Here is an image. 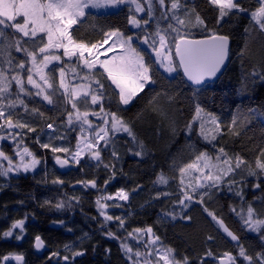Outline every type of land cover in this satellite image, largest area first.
Listing matches in <instances>:
<instances>
[{
    "label": "snow or ice",
    "instance_id": "obj_1",
    "mask_svg": "<svg viewBox=\"0 0 264 264\" xmlns=\"http://www.w3.org/2000/svg\"><path fill=\"white\" fill-rule=\"evenodd\" d=\"M207 3L217 11L215 28H210L198 12H189L183 0H0V141L14 145L11 150L14 156L0 148V161L7 162L6 166L0 163V178L7 182L13 176L35 172L42 164L43 158L25 145L23 131L36 132L35 118L45 115L37 98L65 117L59 126L53 118V122L45 125L51 132L44 133L42 129L34 140L41 149L54 154L55 163L61 169L75 165L83 170L85 165L81 161L85 156L97 162L96 167L103 164L106 169H115V163H104L102 153L108 150L118 161L120 154L115 144L124 136L127 137L124 143L130 145L127 151L142 159L147 154L146 146L138 138L133 122L125 119L123 113L130 110L129 106L142 93L147 95L146 89L158 82L161 70L168 76L182 71L186 80L200 89L218 77L229 59L231 37L216 29H222L231 21L238 22L245 15L250 17L248 24L243 25L247 35L241 55L254 32L264 35V0H255L254 7L244 0H207ZM121 6L127 7L125 27H100V38L95 42L75 35L91 15L89 10ZM193 28L207 35L197 39L192 35ZM249 75L253 83L257 79L264 82V71L254 68ZM167 99L170 103L175 100L171 94ZM221 124L214 114L195 103L191 118L184 124L185 135L194 139L186 144V151L171 156L166 169L162 166L154 173L147 206H153L154 201H170L171 207L161 210L157 216L158 221L167 223L177 219L191 221L189 209L199 204L211 221L235 242L237 254L225 251L219 264H238L240 259L245 264H264V251L257 252L255 257L250 255L240 243V236L205 205V197L217 191L227 188L234 192L240 197V206L232 207L231 211L238 217L242 230L255 233L264 244V214L245 199L244 188L248 181L243 174L257 178L252 191L260 190V194L255 195L254 200H259L264 207V179H261L264 177V159H261L264 150L254 162L240 154H230L217 143L223 134ZM72 132L76 133L74 148L54 143L66 140ZM42 134L46 135V140H41ZM56 153L65 156L62 158ZM51 183L63 185L64 180L57 177ZM108 183L106 180L105 187ZM75 184L99 190L95 179L78 180ZM142 188L137 184L131 192L120 188L115 194L102 193L97 197V211L103 217L101 235L120 242L128 264H192L188 255L177 256L176 250L164 243L152 225L128 230L125 218L108 213V208L123 205H110L106 201L127 203L132 193ZM73 200L77 205L80 203L78 197L68 196L46 200L44 204L63 212L74 207ZM27 218L15 220L7 230L0 231V240H23ZM113 221H118L119 234L107 226ZM54 223L63 225L64 221ZM213 239L207 237L209 241ZM130 240L134 243H129ZM33 246L37 251L45 248L41 236H35ZM64 250L71 256L57 251L51 253L49 259L56 258L55 264L61 261L72 264L76 257L86 253L85 249L71 244H66ZM105 252L109 253L110 249L106 248ZM216 259L209 248L198 264ZM13 261L25 264V257L22 253L0 255V264Z\"/></svg>",
    "mask_w": 264,
    "mask_h": 264
},
{
    "label": "trees",
    "instance_id": "obj_2",
    "mask_svg": "<svg viewBox=\"0 0 264 264\" xmlns=\"http://www.w3.org/2000/svg\"><path fill=\"white\" fill-rule=\"evenodd\" d=\"M183 2L187 5L189 12H198L210 28H215L214 20L217 11L207 3V0H183ZM244 3L255 6V0H251V4L249 0H244ZM90 13L86 23L79 26V30L75 33L78 38L95 42L100 38V27L126 26V6L114 12ZM249 19L250 17L245 15L238 22L231 21L224 24L222 29H216L231 37L230 64L218 81L196 89L185 81L181 71L168 77L161 70V75L157 76L158 82L146 89L147 95L142 93V98L137 97L133 105L129 106L130 110L123 113L125 119L133 122L138 138L146 146L147 154L142 159L134 157L127 151L130 145L124 143L127 139L124 136L118 138L115 144L121 159L115 161L108 150L102 153L104 163H115V169H106L103 164L96 167L94 166L96 163L91 162L92 167L87 172L86 180L97 179L103 184L107 180L111 190L123 188L131 192L137 184L142 185V190L136 193V196H130L131 207L125 213L128 230L152 225L154 231L163 238L164 243L176 250L177 256L188 255L192 264H198L200 257L209 248L217 259L209 260L207 264H219V258L225 251L233 255L237 254L235 243L218 228L215 222L211 221L199 204H193L189 209L191 221L177 219L165 223L158 221L157 216L161 210L170 208L171 202L154 201L153 206H147V201L153 190L154 173L162 166L166 169L171 156L178 151H186V144L194 139L185 135L184 124L191 118L197 102L222 122L223 134L218 137L217 143L224 146L230 154L237 153L247 161L254 162L264 150V82L257 79L253 83L249 75L254 68L258 72L264 71V35L254 32L253 39L248 41V47L241 55V50L245 49L247 35L243 25H247ZM225 20L229 18L225 17ZM191 31L197 39L207 35L198 28H193ZM168 94L175 98L174 102L168 101ZM150 99L154 102L148 103ZM29 103L31 105V102ZM38 106L45 115L35 118L34 126L37 131L33 132V135L45 128V125L53 118H62L60 113L52 112L44 104L38 103ZM164 113H167V116ZM173 120L175 124L172 123ZM75 143L74 137L71 146L74 147ZM184 158L188 159L187 156ZM113 171L114 179H112ZM243 174L248 181V186L244 188L245 199L253 202L257 211L264 214V207L260 206V201L254 200V196L259 195L260 190H256L255 193L252 191V184L257 182V178L247 176V173ZM236 179L239 180L240 177L237 176ZM19 183L21 186L16 184L4 187L5 180L0 178V217L32 213L37 215L38 220L28 222V236L21 244L22 249L15 239L13 240L15 242L0 240V255L22 253L29 259L27 264H55L56 258L50 260L49 255L59 251L61 254L71 256L70 252L64 250L66 244H71L86 250L85 255L76 257L72 264H128L121 252L120 242L101 235L100 223L103 221L93 219L95 205L92 197L79 198L78 205L73 200V208L57 212L44 202L59 200L65 196H55L56 199H53L55 197L47 194L50 188L48 186L49 188H42L46 190V195H39V198L37 193L41 188L37 186V179L25 177L21 178ZM142 205L145 206L142 207ZM205 205L221 217L230 230L240 236V243L250 255L255 257L257 252L264 251V244L258 236L242 230L238 217L231 211L232 207L240 206V197L234 192H229L227 188L217 191L214 195L205 197ZM127 206L128 204L125 203L122 207L127 209ZM59 220H63L64 224L54 223ZM11 221L9 217L5 220L0 219V231L7 230ZM117 224L118 222H108L107 226L119 234L121 230L117 228ZM68 228L73 231L69 232ZM85 233L88 234L87 237ZM36 235L41 236L46 244L47 251L43 256L37 255L32 249ZM208 236L214 239L209 241ZM129 243L134 241L130 240ZM106 248L110 249L109 253L105 252ZM61 264L64 262L61 261ZM238 264H245V262L240 259Z\"/></svg>",
    "mask_w": 264,
    "mask_h": 264
},
{
    "label": "flooded vegetation",
    "instance_id": "obj_3",
    "mask_svg": "<svg viewBox=\"0 0 264 264\" xmlns=\"http://www.w3.org/2000/svg\"><path fill=\"white\" fill-rule=\"evenodd\" d=\"M47 108L51 109L50 107H47ZM56 121H57V119H55V122ZM51 122H53V120ZM51 122H49V123H51ZM58 124L59 123L57 122L56 125H58ZM46 130H47L46 127L43 128V131H46ZM39 133H41V131H39ZM27 134L28 135H25L24 143H25V145L29 146L32 150H34L38 157L43 158L42 164L40 166H38V168L36 169L37 172H35L34 174L28 173V174H21L19 176L11 177V179H9L7 182H5V184H3L4 187H8V185L9 186H14L16 184L19 185L20 184L19 181L21 178L30 177V178L37 179V186H39L41 188V189H38V193H37L39 198H40L39 195H41V196L46 195V190H42V188H46L48 186L50 188L48 187L49 192L47 194H49L48 196H51V197H55V196L56 197H64V196L68 197V196H71V197H78V198H82V199H86L87 197H92L93 203L95 205V210H94L95 217H96L95 220L103 221V217L99 216L95 201L99 195H101L102 193H106V191L109 188L108 184L105 187V184L100 183V181L96 179L97 185L99 186V190L98 189H91V188L85 189L83 186H81L79 184H75V182L78 180L88 179L87 172H88V169L90 167H92L91 163H89V161H87V163L85 164V160H84L81 162V164L85 165L83 167V170H81L80 167L74 165V169L72 171H69V172L64 171V170L60 169L57 166V164L55 163L54 154L51 151L46 150V149H41L39 147V145L34 142L35 137L37 136L38 133L36 135L35 134L33 135L32 133L31 134L27 133ZM75 136H76V134L74 135L72 133L66 139L70 148L75 147V146L74 147L71 146L72 145V139H74ZM1 144H2L3 149L8 154L14 156V153L11 151L12 148L14 147V145L12 143L7 142V141H1ZM59 156H61L63 158L65 155H59ZM1 163L5 164V166L7 165L6 161H1ZM57 177L64 180L63 185H53L51 183V180H53ZM73 178H75V179H73ZM11 180L13 181L12 183L10 182ZM16 180H17V182H15ZM42 180H46L47 182L46 183H40V181H42ZM72 180H74L73 183L71 182ZM20 186H21V184H20ZM117 190H115V191H117ZM136 195H137L136 193H132L131 196L134 197ZM56 197L53 199H56ZM127 204H128L127 209H125L123 207H110V208H108L107 211L111 215L121 216L122 218H125L126 211H128V209L131 207L130 201ZM122 205H124V204H122ZM25 216L28 217L26 222H25V228H26L27 234L24 235L23 240L16 241V243H18L21 246V248L19 247L20 249H22V247H23L21 244L26 241L25 238L28 236V226H29L28 222L38 220L37 215L32 214V213H25V214H19V215L12 214L9 216L3 215L0 217L1 220H5L9 217L12 220L11 222H14L15 220L23 219ZM50 216L54 217V215H50ZM15 217H17V218H15ZM113 222H118V221H113ZM13 240L14 239H9L7 241L15 242ZM32 249L37 255L40 256V254L37 253V250L34 248V246ZM46 251H47V248H46ZM46 251H45V253H46ZM45 253H43L41 256H43ZM24 257H25V264H27L29 259L26 256H24ZM12 264H14V263H12Z\"/></svg>",
    "mask_w": 264,
    "mask_h": 264
},
{
    "label": "rangeland",
    "instance_id": "obj_4",
    "mask_svg": "<svg viewBox=\"0 0 264 264\" xmlns=\"http://www.w3.org/2000/svg\"><path fill=\"white\" fill-rule=\"evenodd\" d=\"M121 7H123V6H121ZM121 7H119V8H108V9H100V10H89L90 12H97V13H107V12H114V11H117V10H119ZM16 55H19V54H16ZM104 57H101V59H103ZM165 75H167V74H165ZM174 75V74H173ZM172 75V76H173ZM168 76V75H167ZM172 76H168V77H172ZM37 100H38V103L40 102V103H42V104H44L46 107H50L51 108V106H49V105H47V104H45L43 101H39V98H37ZM64 116H62V118H58L57 119V121H56V124H57V122L59 123L57 126H59L60 124H61V122L64 120ZM90 119H92L95 123H100L99 121H97L96 120V118L95 117H90ZM24 132H25V134L26 135H28L27 134V131H26V129L25 130H23ZM44 133H49V132H51V130H49V129H47L46 131H43ZM72 133H75V132H72ZM72 133H70L69 135H68V137L72 134ZM41 140L43 141V140H46V135H41ZM54 143L55 144H64V145H66V146H68L69 147V144L67 143V141L66 140H57V141H54ZM0 148H3L2 147V144H1V141H0ZM115 148H116V145H115ZM117 150V149H116ZM118 151V150H117ZM55 155H65L64 153H56ZM121 159V158H120ZM85 161H89V163H91V162H93L94 164L95 163H97V162H95V161H90V160H88V158H87V156H85V159H84ZM84 160H82V161H84ZM81 161V162H82ZM0 163H1V161H0ZM35 172H37V170L35 171ZM35 172H32V173H29V174H34ZM115 190H111L110 188H108V190L106 191V193H108V194H115ZM131 200V199H130ZM129 200V201H130ZM128 201V202H129ZM127 202V203H128ZM106 203H108V204H114V203H120L121 205L122 204H125L126 202H124V201H106ZM251 233V232H250ZM25 234H27V232L25 233ZM252 234H255V233H252Z\"/></svg>",
    "mask_w": 264,
    "mask_h": 264
},
{
    "label": "water",
    "instance_id": "obj_5",
    "mask_svg": "<svg viewBox=\"0 0 264 264\" xmlns=\"http://www.w3.org/2000/svg\"><path fill=\"white\" fill-rule=\"evenodd\" d=\"M199 39H201V38H199ZM229 49H230V51H229V59H228V61L226 62L225 67L222 69L221 73L218 74V77H217V78H215V79L212 80V81L206 82L205 85L215 83L216 81H218V80H219V79L225 74V72L227 71V69H228V67H229V64H230V56H231V40H230V43H229ZM181 73H182V71H181ZM182 75H183V74H182ZM183 77H184V76H183ZM184 79H185V81H186L191 87L195 88L193 85H191L190 82H188V81L186 80L185 77H184ZM205 85H204V86H205ZM57 166L59 167V165H57ZM59 168H60V167H59ZM60 169H61V168H60ZM73 169H74V165H70L69 167L64 168V169H62V170L69 172V171H72ZM221 231H222V230H221ZM222 232H223V231H222ZM224 234H225V233H224ZM225 235H226V234H225ZM228 238H229V237H228ZM229 239H230V238H229ZM230 240H231V239H230ZM232 242H233V241H232ZM233 243H235V242H233ZM45 251H46V244H45V248H43V249L37 251V253L40 254V255H42L43 253H45ZM12 263L16 264L15 261H13Z\"/></svg>",
    "mask_w": 264,
    "mask_h": 264
}]
</instances>
